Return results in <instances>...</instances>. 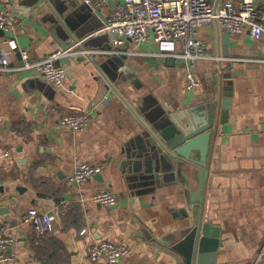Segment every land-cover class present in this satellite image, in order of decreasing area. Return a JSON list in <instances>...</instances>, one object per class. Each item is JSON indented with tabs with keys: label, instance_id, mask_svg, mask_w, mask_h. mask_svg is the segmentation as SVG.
Here are the masks:
<instances>
[{
	"label": "crops",
	"instance_id": "obj_1",
	"mask_svg": "<svg viewBox=\"0 0 264 264\" xmlns=\"http://www.w3.org/2000/svg\"><path fill=\"white\" fill-rule=\"evenodd\" d=\"M207 1L216 8L225 0ZM253 1L264 9V0ZM119 2L107 0L97 13L80 0H0V10L17 20L13 34L0 31V53L12 67L21 60L9 41L32 62L70 42L69 34L83 49L111 51L65 60L59 89L32 73H0V227L14 238L6 264H104L89 259L90 246L103 240L128 247L119 264H188L193 247L197 264L199 251L186 238L199 213L213 235L201 264H264V35L252 39L245 30L224 42L218 22L199 28L214 59L196 62L199 86L187 90L184 63L158 56L152 41L112 46L102 30ZM214 100L207 181L195 202L194 172L170 170L145 126L175 133L205 123ZM73 114H88L83 132L59 126ZM188 154L194 160L199 152ZM80 163L104 170L72 184ZM95 192L112 193L116 204L80 201ZM29 210L51 216L52 229L38 234L22 224Z\"/></svg>",
	"mask_w": 264,
	"mask_h": 264
},
{
	"label": "built area",
	"instance_id": "obj_2",
	"mask_svg": "<svg viewBox=\"0 0 264 264\" xmlns=\"http://www.w3.org/2000/svg\"><path fill=\"white\" fill-rule=\"evenodd\" d=\"M80 1L93 12H100L107 4V0ZM214 21L228 33L239 34L246 30L252 39L264 35V9L256 6L253 0H225L216 8L207 0H120L109 12L102 31L113 35V47H120L126 41L134 46L152 41L158 56L179 59L184 63L185 88L193 90L199 86L194 74L196 62L214 59L207 54L204 42L198 38V29ZM16 25L15 15L0 10V31L6 35L13 34ZM9 42L11 50H18L21 62L12 67L7 54L0 53V73H32L56 89L62 88L65 83V60L75 55L92 60L95 56L111 53L104 49H83L80 45L82 41H75L66 50L56 49L45 58L32 62L25 50L19 49L14 41ZM88 121V114H73L62 116L58 124L65 130L78 133L86 129ZM103 170L102 165L80 163L69 176V182L83 183ZM87 200L103 206L116 204L115 196L109 192L80 195V201ZM21 223L31 225L38 234L52 229L51 216L36 210L22 214ZM13 243L14 238L6 235L0 227V264L11 261L7 250ZM128 253L126 245L103 240L90 246L89 259L93 262L101 260L104 264H119Z\"/></svg>",
	"mask_w": 264,
	"mask_h": 264
},
{
	"label": "water",
	"instance_id": "obj_3",
	"mask_svg": "<svg viewBox=\"0 0 264 264\" xmlns=\"http://www.w3.org/2000/svg\"><path fill=\"white\" fill-rule=\"evenodd\" d=\"M222 30H224L223 38L225 42L229 36V33L223 27ZM69 37L71 38L70 42H63L64 44L59 43V47L61 49L66 50L72 47L74 45V42L77 41L72 36V34H69ZM81 57L84 58L83 56ZM231 96V82L228 80L226 82L224 99L222 100L223 112L221 113V116L224 118L228 116ZM214 101L208 106V119L205 121V123H197L196 125L190 124L185 129L177 128V131L175 133H170L167 128L161 131L158 128L145 126V135L148 138L149 144L156 148L158 154L160 155V158L170 166V170L176 171L179 174L183 173L187 169H190L194 172V177L198 181V189L193 192L191 201H195L200 197L202 198L207 181L209 159L208 154L211 145V139L216 128L215 116L217 101ZM193 150H198L199 152L197 159L194 160L191 159L190 155L188 154ZM100 175L101 174H96L93 177L100 178ZM186 181L187 180H185V182ZM199 210L197 209L196 213L200 212ZM209 230V224L206 222H201L200 213L197 214L195 224L192 227L190 234L186 238V241L189 242V244L193 242V246H196L197 251H199V262H197V264H201V260L205 259V255L201 253L208 250L207 246L210 242L208 237L213 236L211 231ZM194 261L195 257L193 247L191 252L189 251L186 262L188 264H194Z\"/></svg>",
	"mask_w": 264,
	"mask_h": 264
}]
</instances>
